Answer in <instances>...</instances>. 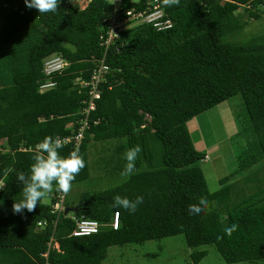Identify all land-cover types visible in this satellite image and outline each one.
<instances>
[{
    "label": "trees",
    "instance_id": "obj_1",
    "mask_svg": "<svg viewBox=\"0 0 264 264\" xmlns=\"http://www.w3.org/2000/svg\"><path fill=\"white\" fill-rule=\"evenodd\" d=\"M147 1L120 0L115 10L110 0H88L83 7L78 0H61L57 12L39 14L24 0H0V264H105L111 247L177 234L192 248L189 259L195 263L207 254L199 247L209 244L227 263L264 259V187L229 206L239 191L228 183V174L219 178V188L209 190L199 166L209 156L195 147L187 128L193 117L239 94L249 136L248 155L239 166L264 162V36L241 39L245 23L238 13L243 7L246 16L257 19L264 15V0H180L172 7L159 0L170 28L130 21L107 52L113 76L101 84L89 114L78 147L86 166L73 182L89 177L91 140H113L112 148L123 153L139 145L135 173L116 186L81 193L78 212L58 217L53 233L58 248H50L47 257L58 192L34 212H12L29 181L35 146L46 136L77 131L88 88L79 91L75 79L88 77L92 57L102 55L99 35L109 16L141 11ZM55 54L70 64L52 76L51 89L39 92L43 62ZM72 150L68 143L58 152L67 156ZM122 164L124 170V158ZM20 171L23 181L17 179ZM66 195L64 205L72 206ZM116 195L142 196L143 203L130 213L112 206ZM201 199L208 209L190 214L189 206ZM114 212L116 229L110 225ZM80 218L97 219L102 226L89 235H70ZM233 223L239 228L228 237L223 230Z\"/></svg>",
    "mask_w": 264,
    "mask_h": 264
},
{
    "label": "rangeland",
    "instance_id": "obj_2",
    "mask_svg": "<svg viewBox=\"0 0 264 264\" xmlns=\"http://www.w3.org/2000/svg\"><path fill=\"white\" fill-rule=\"evenodd\" d=\"M79 3L80 6L85 5L83 0ZM238 13L245 23L239 35L241 39L264 36V15L257 19L250 18L246 16L247 12L243 7L238 9ZM243 114L242 98L236 94L187 122L195 147L201 150L205 148L209 156L206 162L199 163L209 190L219 188V178L228 174V183H232L233 189L239 191V194L237 192L231 198L229 206L236 205L243 196L258 191L260 186L264 187V162L252 163L248 168L239 166L243 156L245 158L248 155L246 145L249 136L244 133L247 124L242 122ZM113 144V140L89 141V177L83 181L72 182V189L66 195L68 204H77L81 193H96L126 179L121 175L123 150L112 148ZM49 201L50 198L42 200L44 203ZM212 208H218L216 202L212 203ZM220 212L223 214L225 208L222 207ZM120 249L123 254H120ZM199 249H206L207 254L199 262H192L189 259L192 248L186 245L182 234H177L142 244L128 243L121 247H111L105 264H264V259L227 263L211 244L203 245Z\"/></svg>",
    "mask_w": 264,
    "mask_h": 264
},
{
    "label": "clouds",
    "instance_id": "obj_3",
    "mask_svg": "<svg viewBox=\"0 0 264 264\" xmlns=\"http://www.w3.org/2000/svg\"><path fill=\"white\" fill-rule=\"evenodd\" d=\"M24 3L27 8L36 9L39 14H46L57 12L61 0H24ZM163 5L166 7L179 6L180 0H163ZM68 124L72 125L70 122ZM63 147L64 141L59 136L55 138L46 136L35 146V154L32 156L34 163L30 165L28 173L29 181L22 189V198L12 204V212L14 214L22 213L24 209H27L28 212H34L37 205L42 200L50 198L54 191L64 194L71 191L72 182L86 164L78 149L72 150L67 156H62L58 149ZM140 152L141 148L139 145L126 150L124 153L126 164L121 172L122 176L129 177L135 173V163ZM17 179L25 180V172H18ZM54 185L56 186L55 188ZM142 203V196L129 199L128 197L116 195L113 198L112 206L134 213ZM207 209L208 201L201 199L199 204L189 206V213L199 215ZM238 228L239 224L233 223L231 226L225 227L223 231L228 237H231ZM221 239H223V236H217V240Z\"/></svg>",
    "mask_w": 264,
    "mask_h": 264
},
{
    "label": "built area",
    "instance_id": "obj_4",
    "mask_svg": "<svg viewBox=\"0 0 264 264\" xmlns=\"http://www.w3.org/2000/svg\"><path fill=\"white\" fill-rule=\"evenodd\" d=\"M88 0H85V3ZM114 5H116L115 10L117 9L120 0H110ZM150 3H153L152 6H149ZM83 7V6H82ZM147 9H151L147 12ZM163 11L159 7V0H148L146 9H143L138 12H132L127 9L122 14L113 12L109 16L105 29L99 35L100 44L103 47L102 55L99 57H92L93 66L90 69L88 77L84 78L83 76H78L75 79V83L80 91L83 87H87L88 98L84 99L82 102L84 106L80 111L81 117L78 119L77 123L78 128L76 132H72V135L61 137L64 141V144L72 143L74 149H78L79 145L84 136L85 130L89 127V114L95 109V99L100 97L101 93V84L107 80V76H113L112 69L106 63V55L110 48L114 45L115 41L120 37V31L129 26L130 21L136 22H145L151 23L152 26L157 30L168 29L172 26V21L168 18H163ZM118 50V48H116ZM70 61L63 58L60 54L52 55L46 58L43 62V71L45 75L44 81L39 85V92H44L48 89H51L54 86V81L51 80L54 74L61 73L67 66H69ZM93 123H97V120H94ZM64 199L65 194L58 192L55 196V200L51 205V211L56 214L53 231L49 238L47 250L43 253L47 257L48 250L50 248H58V242L54 237V229L56 222L61 213L64 214ZM40 224V223H39ZM110 225L113 229H116L119 225L118 212H114L113 220L110 222ZM102 223L97 219L89 218H80L76 219L75 226L70 231L72 236H82L96 233L99 231ZM44 264H47L46 262Z\"/></svg>",
    "mask_w": 264,
    "mask_h": 264
},
{
    "label": "water",
    "instance_id": "obj_5",
    "mask_svg": "<svg viewBox=\"0 0 264 264\" xmlns=\"http://www.w3.org/2000/svg\"><path fill=\"white\" fill-rule=\"evenodd\" d=\"M79 207H80V203H78L76 205H72V206H66L64 209V214H68L70 212L76 213V212H78Z\"/></svg>",
    "mask_w": 264,
    "mask_h": 264
},
{
    "label": "crops",
    "instance_id": "obj_6",
    "mask_svg": "<svg viewBox=\"0 0 264 264\" xmlns=\"http://www.w3.org/2000/svg\"><path fill=\"white\" fill-rule=\"evenodd\" d=\"M120 254H123V252L121 251V249H120Z\"/></svg>",
    "mask_w": 264,
    "mask_h": 264
}]
</instances>
